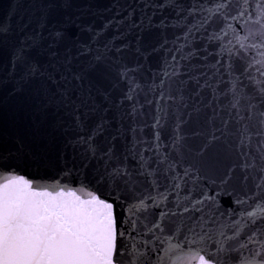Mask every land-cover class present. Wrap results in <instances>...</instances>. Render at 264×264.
Masks as SVG:
<instances>
[{"label":"snow or ice","instance_id":"snow-or-ice-1","mask_svg":"<svg viewBox=\"0 0 264 264\" xmlns=\"http://www.w3.org/2000/svg\"><path fill=\"white\" fill-rule=\"evenodd\" d=\"M0 264H264V0L0 5Z\"/></svg>","mask_w":264,"mask_h":264},{"label":"water","instance_id":"water-1","mask_svg":"<svg viewBox=\"0 0 264 264\" xmlns=\"http://www.w3.org/2000/svg\"><path fill=\"white\" fill-rule=\"evenodd\" d=\"M7 0H0V5L6 4Z\"/></svg>","mask_w":264,"mask_h":264}]
</instances>
